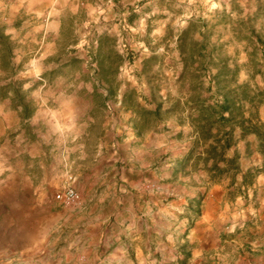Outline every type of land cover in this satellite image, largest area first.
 <instances>
[{
  "label": "rangeland",
  "instance_id": "1",
  "mask_svg": "<svg viewBox=\"0 0 264 264\" xmlns=\"http://www.w3.org/2000/svg\"><path fill=\"white\" fill-rule=\"evenodd\" d=\"M0 26L30 110L0 97V264H264V174L211 177L192 133L224 89L264 123V0H0Z\"/></svg>",
  "mask_w": 264,
  "mask_h": 264
},
{
  "label": "trees",
  "instance_id": "2",
  "mask_svg": "<svg viewBox=\"0 0 264 264\" xmlns=\"http://www.w3.org/2000/svg\"><path fill=\"white\" fill-rule=\"evenodd\" d=\"M12 54L13 46L10 35L5 33L4 28L0 26V67L8 71L4 82L0 83V97L10 95L22 115L28 117L30 110L23 102V95L19 92L20 82L14 79ZM261 96L259 102L264 101V90L261 92ZM252 101V97H249L246 91H241L238 95L232 90L224 89L221 101L199 107L195 119L197 124L192 131L194 134L193 144L204 145L200 156L203 168L211 177L228 175V183L231 185L235 184L236 179L239 178L238 188H245L252 184L258 174H264V123L249 110L247 113L244 111L245 104H251ZM159 109L160 106L156 105L151 112L158 114ZM237 129L238 137L235 138ZM249 135L253 137L254 148L251 146L252 141L247 139ZM240 139L244 142L243 153L241 154L234 147L231 153L227 154V151L235 146ZM193 146L180 160L177 159L175 164L178 162V165L174 164L175 167L184 169L186 163L194 160L195 149ZM253 153H257L261 157V164L254 167L244 166L241 159L250 157ZM188 200L190 199L188 198ZM193 210L199 211L198 205ZM184 246L182 245L183 248ZM188 253L185 251L184 256L187 257Z\"/></svg>",
  "mask_w": 264,
  "mask_h": 264
},
{
  "label": "crops",
  "instance_id": "3",
  "mask_svg": "<svg viewBox=\"0 0 264 264\" xmlns=\"http://www.w3.org/2000/svg\"><path fill=\"white\" fill-rule=\"evenodd\" d=\"M42 154H44L43 152H42ZM44 156V155H43ZM42 156L38 153V154H35V155H33V159H37V161L39 160V159H42L41 158ZM103 174H106V172H104ZM207 203H205V208H207L208 207V201H206ZM24 205H25V202L23 203ZM86 206V205H85ZM210 219L211 218H209V220L208 221H210ZM197 224V223H196ZM179 226H180V223L179 224H176L174 227H173V237L175 238V240L172 242V246H173V248H175V247H178L179 245L177 244V243H179V242H182L183 241V235H182V233H180L179 231H178V229H179ZM237 228H239V227H237ZM194 231L196 232V235H195V241H202L203 240V232L205 231L203 228H202V226H200V225H196L195 227H194ZM138 232V231H137ZM139 233V232H138ZM187 237H188V235H186ZM189 238V237H188ZM190 240V239H189ZM200 241V242H201ZM177 242V243H176ZM190 242H193L192 241V239L190 240ZM202 246V245H201ZM15 253V255L17 254H21V252H19V253H16V252H14Z\"/></svg>",
  "mask_w": 264,
  "mask_h": 264
},
{
  "label": "built area",
  "instance_id": "4",
  "mask_svg": "<svg viewBox=\"0 0 264 264\" xmlns=\"http://www.w3.org/2000/svg\"><path fill=\"white\" fill-rule=\"evenodd\" d=\"M55 197L64 204H74L79 200V195L72 184H67L55 194Z\"/></svg>",
  "mask_w": 264,
  "mask_h": 264
}]
</instances>
